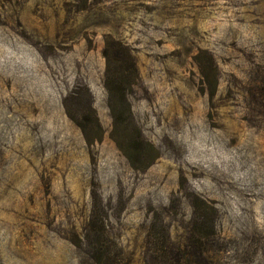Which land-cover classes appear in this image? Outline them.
I'll return each mask as SVG.
<instances>
[{"label": "rangeland", "instance_id": "rangeland-1", "mask_svg": "<svg viewBox=\"0 0 264 264\" xmlns=\"http://www.w3.org/2000/svg\"><path fill=\"white\" fill-rule=\"evenodd\" d=\"M0 264H264V0H0Z\"/></svg>", "mask_w": 264, "mask_h": 264}, {"label": "trees", "instance_id": "trees-1", "mask_svg": "<svg viewBox=\"0 0 264 264\" xmlns=\"http://www.w3.org/2000/svg\"><path fill=\"white\" fill-rule=\"evenodd\" d=\"M108 89H110V88H108ZM119 92H116L117 94H119V97H120V104H121V107H122V109H124V129L125 128H127V125H128V123L127 122H125L126 121V119H127V117L125 116V114L127 113V114H129V116L131 115V106H130V103L128 102V93H129V88H126V86L124 85V88H122L121 86L120 87H118V89H117ZM110 91H112L113 92V90L112 89H110ZM110 106V109H111V112H112V117H113V121H114V125H116V124H119V119H118V116L116 115V112H115V109H114V107L110 104L109 105ZM96 122H97V126L99 125V130H101V126H100V124H99V122H98V120L96 119ZM82 129H84L83 128V125L82 124H78ZM84 132V131H83ZM84 134H85V132H84ZM86 139H87V141L89 142V139L87 138V136H86ZM140 139L143 141V142H145V148L144 147H137V146H133V145H128L129 147H136V148H138V149H147V147L149 148V149H151V150H154V147L151 145V144H149L145 139H143L142 137H140ZM206 234H204V235H201V237L202 236H205ZM89 237V236H88ZM88 240H90V238L88 239Z\"/></svg>", "mask_w": 264, "mask_h": 264}]
</instances>
